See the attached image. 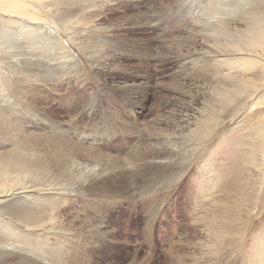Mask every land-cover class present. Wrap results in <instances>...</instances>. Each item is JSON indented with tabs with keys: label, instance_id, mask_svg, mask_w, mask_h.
I'll list each match as a JSON object with an SVG mask.
<instances>
[{
	"label": "rangeland",
	"instance_id": "rangeland-1",
	"mask_svg": "<svg viewBox=\"0 0 264 264\" xmlns=\"http://www.w3.org/2000/svg\"><path fill=\"white\" fill-rule=\"evenodd\" d=\"M84 5L102 13L99 23L112 24L108 30L111 32L103 27L84 30L80 36L85 35L89 41L82 49L73 40L77 34L68 35L69 31L52 27L56 39L65 40L68 47L50 43L57 59L50 61L53 58L46 56L38 67L37 78L45 84L28 81L37 98L22 101L9 88L14 98L9 101L10 106L17 102L12 110L7 109L11 116L39 131L32 127L34 116L41 117L40 112L45 109L51 118L63 123V129L87 145L103 154L127 158L147 135L146 125L149 124V132L153 131L152 126L158 131L170 130L187 115L198 117L203 113L208 98L207 89L200 82L203 70L194 69L191 58L185 59L180 53L186 54L196 32L206 29L198 14H206L211 5L208 0H82L73 8ZM201 6L204 7L199 11ZM96 40L109 41L103 45L104 50L99 47L108 56L102 63H108L109 69L98 71L91 60V44ZM59 62L66 66L59 68ZM141 65L149 69L150 75L138 73L146 86L135 92L126 84L134 85L135 71ZM20 101L24 106H20ZM256 109L261 112L264 107ZM131 111L137 115L135 120ZM253 115L252 110H245L227 122L179 174L175 186L170 187L165 176L158 175L144 178L138 174L135 177L140 180L136 182L132 168L126 167L128 198L74 192L42 201L43 208L59 212L70 234L66 230L39 233L15 224L18 229L7 237L40 264H63L65 257L82 264H135L134 252L139 253L138 262L148 255V264H264V132H259V127L264 131V122L256 127L252 124L257 121ZM86 135L90 140L84 139ZM164 188L167 192L163 195ZM93 236L94 244H84Z\"/></svg>",
	"mask_w": 264,
	"mask_h": 264
},
{
	"label": "bare ground",
	"instance_id": "bare-ground-1",
	"mask_svg": "<svg viewBox=\"0 0 264 264\" xmlns=\"http://www.w3.org/2000/svg\"><path fill=\"white\" fill-rule=\"evenodd\" d=\"M208 2L211 5L206 14L201 11L205 5L199 7L201 12L198 14L200 18L198 20L205 22V25H202L206 29L196 32L197 38L194 35L189 44L191 47L184 48L186 54L180 53L185 59L191 58L192 66L195 64L194 66L198 67L194 69L203 70L200 72L203 74L200 82L204 89H207L208 97L203 113L198 117L187 115L182 123L176 122L175 127L170 130L158 131V127L152 126L153 131L149 132V124H145L148 127L147 135L127 158H120L103 154L87 145L80 137L63 129L61 127L63 123L51 118L45 109L39 111L41 117L34 116L36 118L34 124L28 121L33 124L31 126L35 130L40 129L39 131L20 123L7 110L17 106V102L13 106L9 104L10 100H14L9 88L19 94L22 101L37 98L32 94L33 90L30 89L28 81L45 84L44 80L37 78L38 67L39 62L46 56L53 58L50 61L57 59L56 49L51 47L50 43L61 44L63 49L68 47L65 40L58 37L56 39L52 27L69 31L68 35L77 34L73 40L84 49L89 41L85 35L80 36L84 30H100L103 27L106 32H111L108 30L113 25L109 22L99 23L102 13L95 8L93 9L97 13L85 5L81 9L73 8L74 4L76 8L82 4V0H0V264H40L37 258L26 255L27 250L21 248L20 244L7 237L10 231L18 229L15 224H19L20 228L25 230L39 233H53L54 230L64 232L70 229L59 212L55 213L49 211L50 208L47 210L40 206L46 197L65 196L77 192L109 199L128 198L130 187L126 167L132 168L133 177L138 174L144 178L165 176L169 186H175L181 177L179 174L188 168L200 149L206 146L227 122L245 110L248 112L252 110L254 119H257L252 124L256 127L264 122V110L262 109L261 113L257 112L258 108L256 109L264 107V0H208ZM94 3L98 6L97 1ZM134 15L141 16L136 13ZM134 15L132 14L133 17ZM203 16L207 19L202 20ZM108 42L91 41L93 48L90 54L94 58L91 60L97 64L98 71L109 69L108 63H102L108 60V56L101 53L104 50L103 45ZM179 48L183 50L182 47ZM58 65L59 68L62 65L66 66L63 62H59ZM139 72H148L150 75L149 69L139 66L135 71L134 85L126 84L135 92L146 86L140 82ZM152 76L151 74L150 78H153ZM24 104L20 101V106ZM254 104L256 107H253ZM131 113L135 120L136 113L132 111ZM261 130L259 127V132L263 133ZM91 135L90 133L89 136ZM80 136L83 137L82 134ZM89 136L86 135L84 139L90 140ZM135 180L137 182L140 179L135 177ZM165 190L166 188L162 191L163 195L167 192ZM83 242L93 243L95 236ZM138 256V252L133 253L135 264H148L151 260L147 255L143 262H138ZM62 261L63 264H82L73 257L72 259L65 257Z\"/></svg>",
	"mask_w": 264,
	"mask_h": 264
}]
</instances>
